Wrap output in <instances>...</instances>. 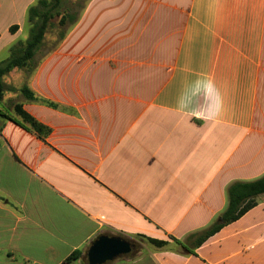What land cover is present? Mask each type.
<instances>
[{
	"label": "crops",
	"instance_id": "1",
	"mask_svg": "<svg viewBox=\"0 0 264 264\" xmlns=\"http://www.w3.org/2000/svg\"><path fill=\"white\" fill-rule=\"evenodd\" d=\"M39 1L0 0V52L29 38ZM65 1V39L46 35L2 79L0 264H89L101 235L168 242L109 264H264V194L194 253L174 242L223 213L232 182L264 176V0ZM204 79L224 97L217 119L202 95L181 107Z\"/></svg>",
	"mask_w": 264,
	"mask_h": 264
},
{
	"label": "trees",
	"instance_id": "2",
	"mask_svg": "<svg viewBox=\"0 0 264 264\" xmlns=\"http://www.w3.org/2000/svg\"><path fill=\"white\" fill-rule=\"evenodd\" d=\"M65 0H40L38 5L29 10V20L31 28L29 30V38L26 42H19L10 48V58L0 63V100L6 91L3 84V77L15 68H28L33 66L34 57L42 46L46 35L54 28L60 30L59 39L64 40L66 37V24L68 20L73 19L64 8ZM64 8V9H63ZM59 19L57 25L55 20ZM17 27H12L11 32L14 33ZM20 92L30 102H43L51 107H56L54 103L39 99L36 94L27 86L23 87ZM12 112L16 116V122L24 128L36 133L43 140L49 135L50 129L38 122L34 117L29 115L24 109L23 104L17 103L12 107ZM0 116L7 118L5 114ZM1 145V141H0ZM264 194V176L253 181H235L226 188L227 205L223 213L205 229L192 233L183 240L175 239L181 251L186 254L194 253L209 238L217 234L226 225L231 224L251 209L256 207L259 202V196ZM141 239L156 247L162 248L168 245V242L158 241L144 236ZM80 252L74 253L68 258L73 261L80 256Z\"/></svg>",
	"mask_w": 264,
	"mask_h": 264
},
{
	"label": "water",
	"instance_id": "3",
	"mask_svg": "<svg viewBox=\"0 0 264 264\" xmlns=\"http://www.w3.org/2000/svg\"><path fill=\"white\" fill-rule=\"evenodd\" d=\"M134 245L118 236L101 235L90 246L87 257L89 264H109L134 251Z\"/></svg>",
	"mask_w": 264,
	"mask_h": 264
},
{
	"label": "clouds",
	"instance_id": "4",
	"mask_svg": "<svg viewBox=\"0 0 264 264\" xmlns=\"http://www.w3.org/2000/svg\"><path fill=\"white\" fill-rule=\"evenodd\" d=\"M190 100L184 96L181 97V107L189 108L195 112V104L197 99H200L201 95L204 101H206V107L201 104L200 111H206L209 113L208 119H217L221 115L224 107V97L220 89L216 86L215 82L211 79L198 80L196 82V91L190 93ZM213 108L215 109L213 112ZM196 118L204 119V116H197Z\"/></svg>",
	"mask_w": 264,
	"mask_h": 264
},
{
	"label": "rangeland",
	"instance_id": "5",
	"mask_svg": "<svg viewBox=\"0 0 264 264\" xmlns=\"http://www.w3.org/2000/svg\"><path fill=\"white\" fill-rule=\"evenodd\" d=\"M65 3H67L66 1H64V8H66V5H65ZM63 8V9H64ZM58 21H59V19H56L54 22H55V24L57 25V23H58ZM59 32H60V30L59 29H57V28H54V29H52L48 34H47V39H48V41H50V39H57V37H59L58 35H59ZM53 39V40H54ZM28 40V36L27 35H24L23 37H21L20 39H18L17 41H16V43H19V42H26ZM16 43H14V44H16ZM13 44V45H14ZM12 45V46H13ZM7 46V45H6ZM45 47L43 48V51H47V50H49V48L52 46V44H50V42H47L45 45H44ZM9 50H8V47H6V49L5 50H2L1 52H0V63L1 62H5V61H7L9 58H10V56H11V53H9L8 52ZM8 106L10 107V105L7 103L6 104V107H7V109H9L8 108ZM4 108V110H6L5 109V107H3ZM7 111V110H6ZM8 112V111H7ZM144 241H142L141 239L140 240H138V243L137 242H135V243H132L133 245H134V247H135V249L136 248H138L139 247V243H143Z\"/></svg>",
	"mask_w": 264,
	"mask_h": 264
}]
</instances>
